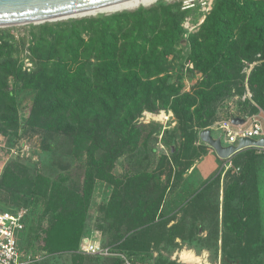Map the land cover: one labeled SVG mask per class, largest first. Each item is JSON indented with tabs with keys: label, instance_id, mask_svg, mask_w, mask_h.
<instances>
[{
	"label": "rangeland",
	"instance_id": "rangeland-1",
	"mask_svg": "<svg viewBox=\"0 0 264 264\" xmlns=\"http://www.w3.org/2000/svg\"><path fill=\"white\" fill-rule=\"evenodd\" d=\"M160 1L180 0H158L150 6ZM199 2L195 0L193 7L184 11V39L176 45L170 62V81L180 83L182 92H193L202 79L200 73H191L193 64L188 59L187 40L211 10L201 11ZM31 31L29 24L0 27V37L12 35L17 43H25L14 55L25 73L35 72L38 67L28 50ZM257 63L244 62L228 87L209 104L212 115L205 128L215 130L214 137L221 136L223 144L225 134L220 124L224 120L261 114L264 121V108L251 99L247 82ZM6 72L0 71V114H4L3 118L0 115V201L12 209L27 210L19 246L23 259L30 261L28 264H121L117 256L86 253L85 239L120 250L119 253L140 264H190L180 259L184 250L197 255L201 264H264L263 147L247 148L230 158H221L201 141L199 133L205 128L194 124L181 129L174 113L158 101L155 105L160 108L156 112L159 114L147 116L145 113L152 111L144 109L134 120L142 131L137 144L134 142L133 147L114 158L113 153L124 140L119 128L107 132L108 142L115 146L111 153L104 148L77 146L72 136L33 123L32 104L37 90L23 86L21 80ZM10 90L14 91V108L6 94ZM248 103L257 107L254 113H250ZM6 104L12 109L7 110ZM161 111L172 112L171 120L159 118ZM102 166L108 174L98 171ZM154 174L160 175L159 186L150 179ZM110 176L116 177L123 189H127L130 179L139 185L149 179L144 184L143 202L138 201L136 191L128 188L135 195L131 210L142 207L146 212L142 203L155 204L158 195H162L160 204L152 208L155 220L145 225L148 228L126 232L125 221L106 216L104 207L114 188ZM239 182L241 187L235 185ZM235 187V197L225 207L224 190ZM83 189L90 199L78 249L47 253L46 230L52 221L70 218L76 207L72 198L81 195ZM143 218L148 215L143 214ZM125 238L132 240L123 244Z\"/></svg>",
	"mask_w": 264,
	"mask_h": 264
},
{
	"label": "trees",
	"instance_id": "trees-1",
	"mask_svg": "<svg viewBox=\"0 0 264 264\" xmlns=\"http://www.w3.org/2000/svg\"><path fill=\"white\" fill-rule=\"evenodd\" d=\"M182 1H160L134 11L29 24L32 31L28 50L37 60V70L22 71L14 55L25 43H17L7 35L0 37V71H7L6 75L21 80L23 86L37 90L32 104L35 125L66 133L76 145L104 148L111 153L115 146L108 142L107 132L119 128L124 140L113 153L114 158L133 147L134 142L137 144L142 131L134 120L144 109L158 112L155 102L160 101L174 113L181 129L194 124L201 129L208 126L212 115L209 104L228 87L244 62H259L251 69L247 82L251 99L264 108V0H213L198 31L187 39L191 73L202 77L193 92H182L181 84L170 81L169 74L176 45L184 39L182 20L188 9H182ZM6 94L14 108V91ZM248 105L250 113L257 110L251 103ZM98 171L108 174L105 166ZM150 179L159 186V174ZM110 180L114 188L104 207L108 218L125 221L126 232L155 220L152 208L160 204L161 194L155 204L142 203L146 212L142 207L130 209L135 195L142 201L144 184L149 179L140 185L130 179L127 189L120 187L116 177L110 176ZM235 185L241 187L240 182ZM128 188L136 191L135 195ZM235 188L224 190L225 207L235 197ZM89 199L83 189L81 195L72 198L76 207L70 218L51 222L44 238L47 253L78 249ZM143 214L148 218L144 219ZM131 240L125 238L123 244Z\"/></svg>",
	"mask_w": 264,
	"mask_h": 264
},
{
	"label": "water",
	"instance_id": "water-1",
	"mask_svg": "<svg viewBox=\"0 0 264 264\" xmlns=\"http://www.w3.org/2000/svg\"><path fill=\"white\" fill-rule=\"evenodd\" d=\"M141 1L144 0H0V27L84 17L80 15ZM230 121L234 125L245 124L246 118L235 116ZM199 137L202 142L211 146L221 158H230L247 148H264V137L259 139L241 137L236 145L223 144L221 137L212 136L210 128L202 129Z\"/></svg>",
	"mask_w": 264,
	"mask_h": 264
},
{
	"label": "built area",
	"instance_id": "built-area-1",
	"mask_svg": "<svg viewBox=\"0 0 264 264\" xmlns=\"http://www.w3.org/2000/svg\"><path fill=\"white\" fill-rule=\"evenodd\" d=\"M195 0H183L182 9H190L193 7ZM213 4V0H200L199 8L203 12H208ZM249 93V97H250ZM165 113L166 122L170 121L173 114L166 111ZM156 115L159 113H145ZM151 118V117H150ZM252 122L249 125L239 124L234 125L230 119L224 120L220 124L221 131L225 134V141L227 144H237L239 138L250 137L259 139L264 137V123L255 116L249 118ZM27 210L25 208L12 209L0 203V264H28L30 261L23 259L22 252L20 250L19 241L20 233L24 230ZM86 253L96 255H112L119 257L123 264H140L131 261L126 255L114 251L110 246H101L95 242H89L84 248Z\"/></svg>",
	"mask_w": 264,
	"mask_h": 264
},
{
	"label": "bare ground",
	"instance_id": "bare-ground-1",
	"mask_svg": "<svg viewBox=\"0 0 264 264\" xmlns=\"http://www.w3.org/2000/svg\"><path fill=\"white\" fill-rule=\"evenodd\" d=\"M158 0H144L141 2H137V3H133L130 5H126V6H122V7H117V8H113V9H108V10H103V11H99V12H94V13H90V14H85V15H80V16H89V15H97L100 13H109V12H116V11H121V10H126V9H134L136 7L139 6H144V7H148L151 4L155 3ZM150 115V114H149ZM165 117V113L164 112H160L159 118H163ZM180 259L182 261H185L187 263H194V264H201V259L199 257H197V255H194L191 251H182L180 253Z\"/></svg>",
	"mask_w": 264,
	"mask_h": 264
},
{
	"label": "crops",
	"instance_id": "crops-1",
	"mask_svg": "<svg viewBox=\"0 0 264 264\" xmlns=\"http://www.w3.org/2000/svg\"><path fill=\"white\" fill-rule=\"evenodd\" d=\"M172 113V112H171ZM173 114V113H172ZM255 116V118H257V119H259L261 122H263L264 123V121L263 120H261L263 117H262V115L261 114H257V115H254ZM235 117V116H234ZM237 117H242V116H237ZM243 117H245V116H243ZM253 117V116H252ZM232 118V117H231ZM231 118H229V119H231ZM246 118V125H247V122L249 121L250 122V124H251V120L249 119V117H245ZM210 130H211V134H212V136L214 137V133H213V131H215V130H212L211 128H210ZM218 137H221V136H218ZM216 138V137H215ZM222 139V138H221ZM223 141V140H222ZM226 142V141H225ZM225 144H227V143H225ZM237 154V153H236ZM235 154V155H236ZM88 241H89V239H88ZM89 242H93V241H89Z\"/></svg>",
	"mask_w": 264,
	"mask_h": 264
}]
</instances>
